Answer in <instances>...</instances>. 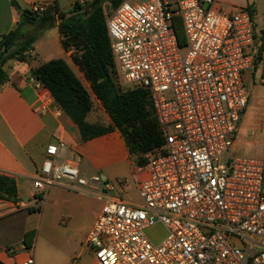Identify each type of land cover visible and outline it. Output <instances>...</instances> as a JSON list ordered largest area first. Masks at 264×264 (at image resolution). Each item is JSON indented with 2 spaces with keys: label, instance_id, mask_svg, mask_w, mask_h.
Here are the masks:
<instances>
[{
  "label": "built area",
  "instance_id": "1",
  "mask_svg": "<svg viewBox=\"0 0 264 264\" xmlns=\"http://www.w3.org/2000/svg\"><path fill=\"white\" fill-rule=\"evenodd\" d=\"M173 16L182 21L183 46ZM253 18L250 7L216 0L123 1L106 14L117 80L148 93L163 143L136 165L144 174L138 201L80 176L64 159L65 144H49L30 207L64 183L102 201L86 240L98 264H264V138L259 156H230L255 76L264 85V28ZM26 81L40 92L34 112L58 109L40 81ZM156 223L166 235L153 242L145 230Z\"/></svg>",
  "mask_w": 264,
  "mask_h": 264
},
{
  "label": "crops",
  "instance_id": "2",
  "mask_svg": "<svg viewBox=\"0 0 264 264\" xmlns=\"http://www.w3.org/2000/svg\"><path fill=\"white\" fill-rule=\"evenodd\" d=\"M77 1L83 0H15L18 5L16 7L10 0H0V37L15 29L22 11H30L32 4L42 5L44 10L57 6L59 10L67 11ZM123 1L135 2V0ZM216 1L220 6L250 7L254 14L258 5L264 2V0ZM47 32L50 33L49 38L54 37L61 47L57 27ZM43 35L45 33L40 37L43 38ZM38 43L39 40L29 51L34 57L30 63L10 59L3 66L8 81L0 86V174L14 180L16 200L0 199V264H19L28 256H33L35 264H39L35 257V237L30 248L24 245L23 240L28 231L34 230L29 220V207L34 193L33 182L42 165L47 145L63 142L67 149L64 159H70L77 165L80 176L87 179L93 176L99 177L113 186L111 194L126 200L134 201L131 195L137 196V180L144 177L143 173L137 171L135 157L130 155L118 130L114 129L83 141L77 125L56 103L54 107L58 109L54 111L52 106L50 112H34L33 105L37 102L40 92L26 80L30 76L31 69L53 59L48 56L42 63L37 60L40 50ZM61 51L60 58L67 63L75 75V70L79 72V76L76 77L86 90L90 91L89 83L71 60L73 50L64 51L61 47ZM86 120L92 123L89 116ZM256 146L260 155L261 141L256 142ZM244 154L249 155L247 150ZM66 184L68 183L49 189L43 202L38 204L41 205L37 206L40 209L38 214L41 215L40 226L51 218V213L45 215L44 211L52 207L55 211L52 213L53 222L73 237L68 248V264H71L74 258L77 264H98L86 240L101 212L103 202L80 195L66 188ZM11 249L14 250L12 254H10ZM47 256L45 253L46 259Z\"/></svg>",
  "mask_w": 264,
  "mask_h": 264
},
{
  "label": "trees",
  "instance_id": "3",
  "mask_svg": "<svg viewBox=\"0 0 264 264\" xmlns=\"http://www.w3.org/2000/svg\"><path fill=\"white\" fill-rule=\"evenodd\" d=\"M12 5L18 7L15 0ZM123 0H83L75 2L67 11L57 6L40 14L23 10L12 31L0 37V86L8 81L4 64L15 59L30 63L33 44L44 31L57 27L64 51L73 50L71 60L85 80L90 91L100 102L110 123L106 126L89 123L86 118L92 109L89 92L67 63L54 58L31 69L34 76L50 92L55 103L77 125L81 139L87 141L116 129L121 134L136 165L142 155L159 148L162 135L154 115L148 93L142 89L123 87L117 80L103 6L115 9ZM177 16H173L175 18ZM57 23V24H56ZM180 46L185 44L181 29L172 21ZM0 199L16 200V186L12 178L0 174ZM39 207L31 212H39ZM35 237V230L24 235L27 248Z\"/></svg>",
  "mask_w": 264,
  "mask_h": 264
},
{
  "label": "rangeland",
  "instance_id": "4",
  "mask_svg": "<svg viewBox=\"0 0 264 264\" xmlns=\"http://www.w3.org/2000/svg\"><path fill=\"white\" fill-rule=\"evenodd\" d=\"M103 10L104 15H106L109 14L113 8L106 3L103 6ZM253 19L258 29L264 28V2L258 5ZM172 21L181 29L182 38L183 41H185V33L180 17L177 16L172 18ZM47 31L42 33H45L43 38H38L40 50L38 51L39 57H37V60L41 63L44 61L45 57L51 56L54 59L60 58L62 55L61 47L57 44L54 37L49 38L48 34L50 33ZM75 73L79 76L78 71L75 70ZM249 93L248 103L240 123L237 137L233 140L232 146L230 147L231 157H243L242 155H245L244 152L246 150L249 155L258 156L259 149L256 146V142H260L262 138H264V85L258 83L257 76L254 78V83L250 85ZM90 98L92 103V111L88 114L90 121L102 126L108 125V116L102 110L100 103L91 93ZM98 111H100V113ZM221 162H225L224 157L221 159ZM131 198L134 201H138V197L135 194L131 195ZM37 206L41 205L29 207V210H36ZM44 212L45 215L51 213V218L45 221L41 226V215L38 214L39 212L35 211L29 214L32 229L35 230V257L37 261H39V264H68V248L71 245L73 237L65 231H62V229L57 227L53 222L54 215L52 213L55 211L52 207H48ZM145 233L151 241L158 242L166 235V230L160 223H156L146 229ZM45 253L48 255L47 259L44 257Z\"/></svg>",
  "mask_w": 264,
  "mask_h": 264
},
{
  "label": "water",
  "instance_id": "5",
  "mask_svg": "<svg viewBox=\"0 0 264 264\" xmlns=\"http://www.w3.org/2000/svg\"><path fill=\"white\" fill-rule=\"evenodd\" d=\"M19 11L21 12V10L19 9Z\"/></svg>",
  "mask_w": 264,
  "mask_h": 264
}]
</instances>
